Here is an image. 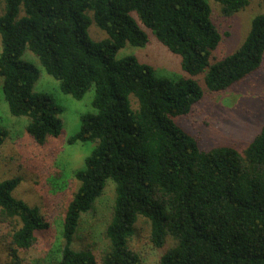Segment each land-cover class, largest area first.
Listing matches in <instances>:
<instances>
[{"label":"trees","instance_id":"1","mask_svg":"<svg viewBox=\"0 0 264 264\" xmlns=\"http://www.w3.org/2000/svg\"><path fill=\"white\" fill-rule=\"evenodd\" d=\"M214 1L225 18L250 3ZM212 14L206 0H0L4 97L14 117L28 118L26 130L37 146L61 135L64 112L48 94L34 91L41 68L77 100L95 90L96 113L81 117L68 143L96 146L74 172L80 186L65 213L61 244L38 263L146 264L145 255L129 247L144 219L153 249L173 241L157 264H264V127L243 152L229 145L202 151L176 123L204 97L230 90L264 62V14L253 19L241 47L219 61H212L222 42ZM92 18L107 39H91ZM142 26L181 58L184 77H158L135 56L117 59L128 44L148 45ZM27 50L41 68L25 61ZM8 137L0 128V150ZM109 180L115 202L106 248L100 255L92 247L76 249L83 217ZM21 183V177L0 182L7 264H30L21 253L32 250L47 228L39 207L14 196Z\"/></svg>","mask_w":264,"mask_h":264},{"label":"rangeland","instance_id":"2","mask_svg":"<svg viewBox=\"0 0 264 264\" xmlns=\"http://www.w3.org/2000/svg\"><path fill=\"white\" fill-rule=\"evenodd\" d=\"M206 1L212 9L213 22L222 36L221 44L212 55V61H219L241 47L250 32L253 19L264 14V0H250L249 5L232 18H225L221 6L214 0ZM23 16L22 8L19 18ZM142 27L149 37L148 45L134 47L128 44L119 51L117 59L135 56L141 63L153 67L158 77L172 80L184 77L181 58L162 45L152 31ZM89 34L95 42L108 38L93 18ZM1 52L0 38V55ZM24 59L41 68L38 58L29 50ZM34 91L48 94L64 109L61 115L62 133L58 138H49L45 147L37 146L26 130L28 118L14 117L10 113L3 93V79L0 77V128L9 131V137L0 150V182L21 177L22 183L14 196L42 210L47 228L38 234L32 250L21 253L30 264H41L38 262L61 244L65 213L80 186L74 172L84 166L85 159L96 146L89 142L69 145L68 141L80 131L81 117L95 114L96 111L93 107L94 89L89 90L82 100H77L64 94L60 83L43 68ZM131 99L133 107L137 109L136 99ZM193 112L185 118H177L176 123L197 139L202 151L229 145L243 152L264 127V62L258 72L230 90L213 97H204ZM114 202L115 186L109 180L103 196L83 217L75 240L76 249L92 247L100 255L106 248L105 232L112 217ZM4 234H7V230L0 225V264L10 261L9 248L1 238ZM172 244L173 241L169 240L164 249H153L150 227L141 219L129 247L140 250L146 257V264H157L160 255Z\"/></svg>","mask_w":264,"mask_h":264}]
</instances>
